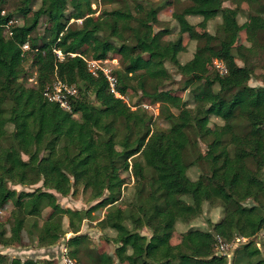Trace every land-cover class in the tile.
Instances as JSON below:
<instances>
[{"label":"trees","instance_id":"trees-1","mask_svg":"<svg viewBox=\"0 0 264 264\" xmlns=\"http://www.w3.org/2000/svg\"><path fill=\"white\" fill-rule=\"evenodd\" d=\"M35 1L23 0L19 13L24 18L32 14ZM40 1L32 18L12 26L14 15L5 10L8 0H0V209L12 204V231L21 234L30 218V233L40 247L51 248L73 234L66 242L72 259L82 264L85 253L91 257L87 264H114L107 254L87 252L89 238L78 235L85 219L107 208L100 225L117 233L119 264H228V256L216 253V237L229 244L238 238L249 240L234 250L233 264H264L256 241L264 230V130H253L249 121L255 111L264 124V86L249 85L255 70L264 68V0H248L256 7L250 18L262 21L254 47L233 45L231 25L238 23L239 11L224 7L226 0H191L175 16L179 35L168 43L164 38L177 25L158 31L154 25L167 5L150 9L151 23L129 9L94 17L91 0ZM69 6L73 10L68 13ZM218 17L222 23L211 34L208 25ZM42 18L50 24L47 35L33 38ZM192 18L201 20L194 25ZM101 34L107 37L101 39ZM186 36L198 46L182 63ZM113 38L122 43L114 45ZM88 41L93 45L91 59L120 60L121 69L114 72L117 91L126 96L136 80L142 94L160 105L169 129L154 130L147 110H132L111 93L102 74L94 77L89 72L81 54ZM26 44L28 50L23 49ZM216 60L224 63L226 75L218 73ZM29 61L28 73L35 75L32 86L22 82ZM168 62L184 78L181 91L189 90L194 102L211 103L214 111L209 115L224 125L205 126L204 118L171 90H148V80L170 78ZM54 79L76 89V96L69 97L71 111L45 98L44 91ZM171 107L179 114H173ZM200 141L206 144L205 153ZM201 164L205 167L199 178L191 180L189 169ZM130 168L138 174L137 195L129 209H121L116 205L126 182L120 173ZM40 183L32 192L14 189ZM80 188L92 190L97 203L90 210H72L58 203L59 197L67 198ZM214 201L221 204V212L211 229H190L180 243L172 244L178 222L187 224L200 217L204 205ZM47 208L53 213L39 227L37 220ZM144 229L150 237L142 233ZM5 232L0 228L1 246L6 245ZM0 264H6L1 253ZM10 264L43 263L14 260Z\"/></svg>","mask_w":264,"mask_h":264},{"label":"rangeland","instance_id":"rangeland-1","mask_svg":"<svg viewBox=\"0 0 264 264\" xmlns=\"http://www.w3.org/2000/svg\"><path fill=\"white\" fill-rule=\"evenodd\" d=\"M23 0H8L5 5V10L7 13H11L14 15V19L12 22L14 26L23 25L27 19L32 18V15L35 11L40 8L41 1L36 0L32 5V14L28 15L26 18L19 13V8L22 6ZM92 9L96 11L94 17H99L103 12H111L115 10H130L135 16L139 18H145L147 21H153V16L149 13L151 8L163 7L167 5L158 15L159 23L157 22L155 25V30L162 28H174L175 24L177 25L174 28V32L170 36L164 38V42H172L178 38V24L174 20L175 16L181 12L185 7L191 4V0H91ZM94 5L96 7H94ZM224 7L231 8L239 11L238 23H234L231 25V32L233 38V45L239 46L244 45L246 47H254L257 45V32L259 27L262 24V21L258 18H250L251 15H255L256 7H253L252 3L248 0H226L224 3ZM154 8V9H155ZM72 7H68V13L72 12ZM119 20L122 19L121 15L117 16ZM201 19L192 18V23L194 25L198 24ZM73 21L69 23L72 24ZM222 23V19L220 17L212 20L208 25V30L211 34H215L217 32L218 27ZM82 24L81 21L77 23V26L80 27ZM243 26V27H242ZM50 24L46 18H42L40 25L32 34V37L44 38L47 35V30H49ZM106 34H101V39L106 38ZM112 42L114 45L119 46L122 42L117 38H113ZM127 43H131L129 39L126 40ZM42 43V41H41ZM74 41H71V45H74ZM184 44L187 45V50L181 54V62L185 63L189 60L196 51L198 43L195 41H191L188 37H185ZM82 56L90 60L93 54V45L91 41L84 43L81 48ZM121 60L122 57L120 56ZM239 65L242 66V63L239 61ZM123 65V63H122ZM166 68L169 71L170 78L161 80V82H156L152 80H148L145 84L149 91H169L171 90L175 96L182 98L184 102L188 104V108L193 110L195 113L204 118L205 126L209 128H216L218 126L224 125L219 118L209 115L214 111V107L211 106V103L207 101H199L196 100L194 102L193 97L190 95L188 91H181L183 87L184 78L178 73L177 68L171 64L166 63ZM31 69V62H26L24 65V72L28 73ZM123 69V67H122ZM28 73L25 77H23L22 82L27 86L34 85V81L30 79H34L33 75ZM56 81V79H54ZM251 87L264 86V68L258 67L255 72L252 80L249 82ZM140 84L134 80L132 82L133 90L129 91V93L124 97V101L130 105L132 110H142L141 108L148 111V113L153 117V129L154 130H167L170 128V123L166 121V119L160 114V105L154 104L151 100L142 94L140 90ZM217 89V87L215 88ZM140 105V106H139ZM171 112L175 115L179 114V110L171 107ZM249 121L253 130L257 132H262L264 130V124L260 123L257 120V113L255 111H251L249 115ZM9 131L13 132V127H9ZM192 137V132H191ZM27 140H30L29 136H26ZM199 148L203 153L206 152V144L202 141L199 142ZM117 151L121 149L119 147L115 148ZM23 159L27 160V156L23 155ZM204 164L201 166L191 167L188 171V176L191 180L195 181L199 178L201 174V170L204 169ZM121 177L125 180L126 184L123 187L122 197L120 201L117 203V207L121 209H129L132 202L135 201L137 195V184L139 182L137 171L130 168L122 170L120 173ZM248 180L250 179V175H247ZM42 186V183L32 186L29 188H25L22 186H16L14 189L17 191H28L32 192L33 190ZM189 201V199H187ZM64 208H70L72 210H82L88 211L90 210L97 202L92 199V190L91 189H83L80 188L77 193L74 195H70L67 198H60L58 202ZM248 204H251L248 202ZM221 204L218 201L208 202L204 205L203 214L194 219L189 223H184L179 221L176 225V232L171 240L172 244H178L181 241L182 234L190 229H200V230H210L211 224L217 221L220 218V210ZM13 206L12 204L6 205L4 209H0V228L6 230L5 232V242L6 245H0V253L2 257H4V262L6 264H10L14 260H20L21 262L27 261H38L47 263L51 262L52 264H60L61 261V252L66 246V242L75 235L70 234L68 236H63L58 244L53 246L52 248H42L39 246L38 241L35 235L30 233V226L33 219H28V225L23 229L21 234H18L12 231L13 227V217H12ZM53 211L51 208H47L43 211L41 217L37 220L39 223V227H42L44 222L48 220ZM107 213L106 209H100L91 214L87 219L83 221L81 224V229L78 235H85L89 238L87 252L92 254L100 253L107 254L111 257V260L114 264H119L118 259L116 258L115 251L117 245L114 242V239L117 236V233L114 230L109 228L104 229L100 222L105 218ZM65 228H68L69 221L66 217L63 218ZM35 231V230H34ZM144 235L151 236V232L147 229L142 231ZM256 241L259 242V248L262 249L263 255L261 256L264 259V230L257 236ZM244 242V241H243ZM241 243H232L233 245L232 252L230 257H228V264H233L234 261V250L240 246ZM248 242V241H247ZM227 243V242H226ZM229 244V243H228ZM235 248V249H234ZM91 257L87 256L85 253L82 255V260L79 261L82 264H87L90 262Z\"/></svg>","mask_w":264,"mask_h":264},{"label":"built area","instance_id":"built-area-1","mask_svg":"<svg viewBox=\"0 0 264 264\" xmlns=\"http://www.w3.org/2000/svg\"><path fill=\"white\" fill-rule=\"evenodd\" d=\"M15 22H11L9 25L14 26ZM7 32H9L10 35H12V32L8 26ZM24 50H28L29 46L26 44L23 46ZM75 56L74 54L72 55ZM59 58L63 60V56L61 53H59ZM84 60L87 63L89 72L94 77H99L100 74H102L106 80L109 83L111 93L114 94L116 98L124 99L123 95H121L117 91V85H118V78L115 75V70L121 69L120 60L117 58H109L104 60H87L84 58ZM214 66L216 67V70L220 75H226L227 74V68L224 65L223 62H220L216 60L214 62ZM35 77V75L33 76ZM31 81H34V79H30ZM77 91L75 88L69 87L63 82L56 80L53 82L51 86H48L44 91L45 98L54 103H58L63 109L67 111H71L70 103H69V97L70 96H76ZM244 241V242H243ZM249 241L246 238H238L236 239V243L243 244L247 243ZM233 245H230L222 240L220 237H216V253L217 255H226L230 257V254L232 252ZM235 249V248H234ZM60 264H80L76 260L72 259L69 255V250L65 246L63 251L61 252V261Z\"/></svg>","mask_w":264,"mask_h":264},{"label":"crops","instance_id":"crops-1","mask_svg":"<svg viewBox=\"0 0 264 264\" xmlns=\"http://www.w3.org/2000/svg\"><path fill=\"white\" fill-rule=\"evenodd\" d=\"M159 29H160V28H159ZM60 198H62V197H59V200H60ZM218 220H219V219H218ZM215 222H216V221H215ZM215 222H214V223H215ZM179 243H180V242H179ZM51 248H52V247H51Z\"/></svg>","mask_w":264,"mask_h":264}]
</instances>
